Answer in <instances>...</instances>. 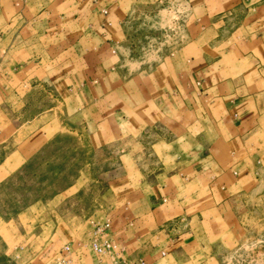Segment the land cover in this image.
Segmentation results:
<instances>
[{
  "label": "crops",
  "instance_id": "crops-1",
  "mask_svg": "<svg viewBox=\"0 0 264 264\" xmlns=\"http://www.w3.org/2000/svg\"><path fill=\"white\" fill-rule=\"evenodd\" d=\"M138 2L9 0L49 35L42 71L56 100L113 118L133 91L164 129L154 134L158 154L151 146L157 164L112 186L123 203L111 233L135 264H188L192 220L264 183V0H186L183 42L123 81L122 42Z\"/></svg>",
  "mask_w": 264,
  "mask_h": 264
},
{
  "label": "rangeland",
  "instance_id": "rangeland-1",
  "mask_svg": "<svg viewBox=\"0 0 264 264\" xmlns=\"http://www.w3.org/2000/svg\"><path fill=\"white\" fill-rule=\"evenodd\" d=\"M185 2L139 0L122 42L123 81L183 42ZM17 13L0 0V264H56L65 245L66 264H120L121 251H92L91 225L108 215L114 220L123 202L111 188L122 176L157 164L151 146L157 153L154 134L164 129L133 91L113 118L112 111H79L56 100L42 71L49 35ZM212 214L191 222L188 264H264V183L237 190Z\"/></svg>",
  "mask_w": 264,
  "mask_h": 264
},
{
  "label": "built area",
  "instance_id": "built-area-1",
  "mask_svg": "<svg viewBox=\"0 0 264 264\" xmlns=\"http://www.w3.org/2000/svg\"><path fill=\"white\" fill-rule=\"evenodd\" d=\"M111 221V216L108 215L103 220L92 222L89 235V245L93 252L97 254H115L120 251L122 253V250H124L121 243L112 236ZM68 253L69 246L65 245L60 251V256L57 258L56 264H66L69 261ZM121 253L117 255L119 256L118 262L120 264H135L134 261H128ZM140 263H143V260H141Z\"/></svg>",
  "mask_w": 264,
  "mask_h": 264
}]
</instances>
